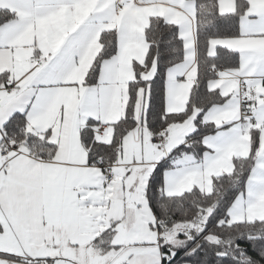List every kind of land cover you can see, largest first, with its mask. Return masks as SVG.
I'll list each match as a JSON object with an SVG mask.
<instances>
[{"label":"snow or ice","instance_id":"obj_1","mask_svg":"<svg viewBox=\"0 0 264 264\" xmlns=\"http://www.w3.org/2000/svg\"><path fill=\"white\" fill-rule=\"evenodd\" d=\"M0 264H264V0H0Z\"/></svg>","mask_w":264,"mask_h":264}]
</instances>
